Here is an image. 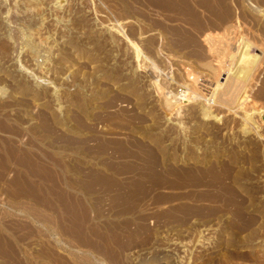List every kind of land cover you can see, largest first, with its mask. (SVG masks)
I'll use <instances>...</instances> for the list:
<instances>
[{"label": "rangeland", "instance_id": "obj_1", "mask_svg": "<svg viewBox=\"0 0 264 264\" xmlns=\"http://www.w3.org/2000/svg\"><path fill=\"white\" fill-rule=\"evenodd\" d=\"M183 1L0 0V264H264V0Z\"/></svg>", "mask_w": 264, "mask_h": 264}, {"label": "bare ground", "instance_id": "obj_2", "mask_svg": "<svg viewBox=\"0 0 264 264\" xmlns=\"http://www.w3.org/2000/svg\"><path fill=\"white\" fill-rule=\"evenodd\" d=\"M171 1H172V3H175V0H171ZM183 2H184L185 7H188V6H186L187 5L186 4L187 1L184 0ZM206 3H207L206 4L207 7H209V8L213 7V3L212 2L207 1ZM186 10H187V12H190V11H188V10H190L189 7L186 8ZM200 25L202 27L204 26V24H202L201 22H200ZM227 64H228V62H227ZM229 67L230 68H229L228 73L227 72L224 73V74L228 75V77L226 78L225 82H222V81H220V79H218L217 81H215L216 85L215 84L211 85V84H207L209 79L204 78V81L200 85V88L203 89V90H205V88H208L206 91L210 93V95L213 97V101H214L213 102L214 104H210V103L206 104V106H207L206 108L204 107L205 103H203V105L200 106L201 108H203V110L202 109H200V110H202L201 111V115L204 118H208L209 119V118L215 117L216 114L212 110L215 105L224 106V107L232 110V109L236 108L239 105V103H240V97H241L243 89L245 88V85H243V84H241L239 82L241 74H239L237 72V69H235L236 67L235 66L232 67V65L229 66ZM220 72L221 71L218 72L216 70L213 75L214 76L216 75L217 78H218V76L219 77L222 76V74ZM4 92H5L4 88H0V94H3ZM178 95L181 96V94H176V96L171 97L172 99L169 102L171 108L174 107V108H179L180 109L183 106H186L187 104H190V101L191 102H195V100L198 101L199 99H203V101L208 100L207 97H205L204 95H201V94H195V96H193L192 98H189L187 96L179 97ZM182 112H185V116H188V117L189 116H193L194 112L196 114L198 113V111L195 108H193V107H186L185 109L182 110ZM245 115H246V118H245V126L243 127V131L245 133H248V132H251V130H252L251 127H248V123H251L252 127H253V130H255V121L253 119V115L252 114L246 113Z\"/></svg>", "mask_w": 264, "mask_h": 264}]
</instances>
